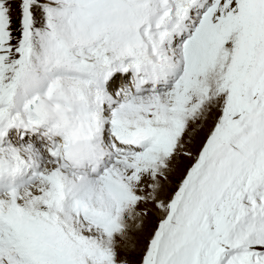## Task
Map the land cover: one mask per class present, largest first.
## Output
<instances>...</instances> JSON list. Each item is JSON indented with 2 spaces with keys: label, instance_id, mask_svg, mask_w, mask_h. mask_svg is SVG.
<instances>
[{
  "label": "snow or ice",
  "instance_id": "snow-or-ice-1",
  "mask_svg": "<svg viewBox=\"0 0 264 264\" xmlns=\"http://www.w3.org/2000/svg\"><path fill=\"white\" fill-rule=\"evenodd\" d=\"M0 264H264V0H0Z\"/></svg>",
  "mask_w": 264,
  "mask_h": 264
}]
</instances>
